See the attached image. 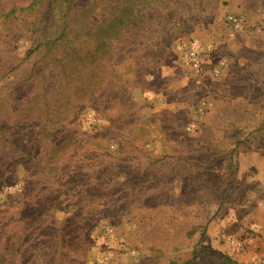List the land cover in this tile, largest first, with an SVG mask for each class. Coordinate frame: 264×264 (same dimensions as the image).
<instances>
[{"label":"rangeland","instance_id":"rangeland-1","mask_svg":"<svg viewBox=\"0 0 264 264\" xmlns=\"http://www.w3.org/2000/svg\"><path fill=\"white\" fill-rule=\"evenodd\" d=\"M30 2L0 0L4 264H264V0H52L9 31Z\"/></svg>","mask_w":264,"mask_h":264},{"label":"built area","instance_id":"built-area-1","mask_svg":"<svg viewBox=\"0 0 264 264\" xmlns=\"http://www.w3.org/2000/svg\"><path fill=\"white\" fill-rule=\"evenodd\" d=\"M230 23L236 29L241 31L244 27V20L240 17H230ZM179 53L182 56V63L187 68L196 70H203L205 68L206 55L209 52L214 51L212 46H204L201 41L197 39L189 40L188 42H182L177 46ZM226 61H220L216 66H213L210 70L213 76H219L225 66ZM210 103L203 102L199 107V111L202 112L207 107H210ZM206 107V108H205ZM261 209L264 211V201L260 203Z\"/></svg>","mask_w":264,"mask_h":264},{"label":"trees","instance_id":"trees-1","mask_svg":"<svg viewBox=\"0 0 264 264\" xmlns=\"http://www.w3.org/2000/svg\"><path fill=\"white\" fill-rule=\"evenodd\" d=\"M49 2H52V0H31L30 4L21 9H11L9 10L5 16H4V22L5 23H12V26L8 27L9 31H14L16 27H18V22L17 18L18 17L17 13H22L24 11L28 12V16L24 17H32V22L28 21L27 23L31 22V25L37 26L39 24H43L45 22H48V10H49ZM130 12V7H121V13L118 16L117 23L119 26H123V23L125 24L127 22L128 18V13ZM15 22V23H14ZM27 23H23L26 24ZM20 26V25H19ZM35 30V29H34ZM7 255V251H3V253L0 255V264H4L5 262V257Z\"/></svg>","mask_w":264,"mask_h":264},{"label":"crops","instance_id":"crops-1","mask_svg":"<svg viewBox=\"0 0 264 264\" xmlns=\"http://www.w3.org/2000/svg\"><path fill=\"white\" fill-rule=\"evenodd\" d=\"M210 66H211V65H210ZM225 67H227V66H225ZM225 67H224V68H225ZM225 70H226V69H225ZM225 70H224V73H225Z\"/></svg>","mask_w":264,"mask_h":264}]
</instances>
